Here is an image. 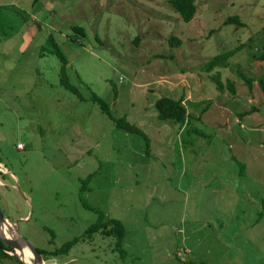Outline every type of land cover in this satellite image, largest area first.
<instances>
[{
	"label": "rangeland",
	"instance_id": "obj_1",
	"mask_svg": "<svg viewBox=\"0 0 264 264\" xmlns=\"http://www.w3.org/2000/svg\"><path fill=\"white\" fill-rule=\"evenodd\" d=\"M194 2L0 0V207L44 264H264V0Z\"/></svg>",
	"mask_w": 264,
	"mask_h": 264
},
{
	"label": "trees",
	"instance_id": "obj_2",
	"mask_svg": "<svg viewBox=\"0 0 264 264\" xmlns=\"http://www.w3.org/2000/svg\"><path fill=\"white\" fill-rule=\"evenodd\" d=\"M171 5L180 13V16L182 17L183 20L189 21L192 20L194 17V14L196 12V4L194 0H169ZM230 21H234L239 23L238 17L236 14H234L233 17H229L227 21L225 22L226 24ZM71 30L77 35H83L84 31L81 26L78 25H71ZM74 36V40L77 38V36ZM50 39V37H49ZM179 38L176 36H171L169 38V43L170 45H173L175 43H179ZM242 46H239L235 49L229 50L227 52H224L222 54L216 55L215 57H212L204 66L208 71L212 69L214 65H221V66H226V60L225 58L227 56L232 55L235 53L238 49H240ZM48 53H55L57 57L60 59V75H59V81L65 84L67 87L72 89L74 92H76L75 88L71 86L68 82V78L66 75V70L64 66L66 67L67 60L64 58L62 52L60 49L57 47H53L52 49L48 50ZM214 80H216L215 76H212ZM246 78V77H245ZM247 79V78H246ZM217 82V88L220 90L221 89V84L219 82V79L216 80ZM249 83V80H248ZM228 87L233 90V83L232 81H227ZM263 85V91H264V84ZM103 111L114 121L115 125L120 128L127 129L128 131L131 132H140V128L136 126L135 124H130L126 121L125 118H120V119H115L112 117L110 108L108 105L101 104ZM154 107L155 111L157 114V117L164 121H171L174 124H179L181 126H184L188 124L189 119H190V114L187 112L186 106L182 103V98L174 99L172 97H160L155 100L154 102ZM100 228V225L94 224L90 226L89 228L85 229V233H91L93 231H97ZM113 231H119V225L118 223L115 225V227L111 230H108L106 232H113ZM84 234V233H82ZM78 238H74L71 241H68L64 243L60 249L57 252H67L68 249L70 248L71 245L75 244ZM0 244H3V242L0 241ZM39 251L42 253V251L39 249ZM1 255L8 256L9 254L4 252L3 250H0ZM13 256V255H10ZM18 259V258H17ZM19 260V259H18ZM22 263V262H21ZM23 264V263H22Z\"/></svg>",
	"mask_w": 264,
	"mask_h": 264
},
{
	"label": "water",
	"instance_id": "obj_3",
	"mask_svg": "<svg viewBox=\"0 0 264 264\" xmlns=\"http://www.w3.org/2000/svg\"><path fill=\"white\" fill-rule=\"evenodd\" d=\"M21 219L12 220L3 213L0 207V241L5 243L7 251H9L14 257L18 258L23 264H37L44 263V259L40 251L26 238H24L19 230L18 223ZM7 229L11 232H7ZM11 233V235H8ZM23 247L29 249L32 254V262L27 263L23 256Z\"/></svg>",
	"mask_w": 264,
	"mask_h": 264
},
{
	"label": "bare ground",
	"instance_id": "obj_4",
	"mask_svg": "<svg viewBox=\"0 0 264 264\" xmlns=\"http://www.w3.org/2000/svg\"><path fill=\"white\" fill-rule=\"evenodd\" d=\"M8 232H9V231H8ZM8 235H11V233H8ZM22 256H23L24 260H25L27 263H31V262H32L31 252H30L26 247H23ZM44 263H45V262H44ZM44 263L42 262V263H37V264H44Z\"/></svg>",
	"mask_w": 264,
	"mask_h": 264
},
{
	"label": "built area",
	"instance_id": "obj_5",
	"mask_svg": "<svg viewBox=\"0 0 264 264\" xmlns=\"http://www.w3.org/2000/svg\"><path fill=\"white\" fill-rule=\"evenodd\" d=\"M23 145H24V144H23V143H20V142L16 144V146H17L18 148H23Z\"/></svg>",
	"mask_w": 264,
	"mask_h": 264
},
{
	"label": "flooded vegetation",
	"instance_id": "obj_6",
	"mask_svg": "<svg viewBox=\"0 0 264 264\" xmlns=\"http://www.w3.org/2000/svg\"><path fill=\"white\" fill-rule=\"evenodd\" d=\"M5 247H7V245L5 243L0 244V249H4Z\"/></svg>",
	"mask_w": 264,
	"mask_h": 264
},
{
	"label": "crops",
	"instance_id": "obj_7",
	"mask_svg": "<svg viewBox=\"0 0 264 264\" xmlns=\"http://www.w3.org/2000/svg\"><path fill=\"white\" fill-rule=\"evenodd\" d=\"M170 83V82H169ZM172 84V83H171ZM180 98V97H179ZM182 98V97H181ZM1 162V161H0ZM20 217H22V216H20ZM26 218H27V216H26ZM45 262V261H44ZM46 263V262H45Z\"/></svg>",
	"mask_w": 264,
	"mask_h": 264
}]
</instances>
